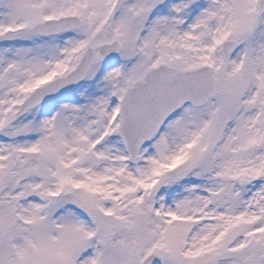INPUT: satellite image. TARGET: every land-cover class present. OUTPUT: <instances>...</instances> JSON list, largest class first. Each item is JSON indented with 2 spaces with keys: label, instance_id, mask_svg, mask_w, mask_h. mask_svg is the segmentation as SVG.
<instances>
[{
  "label": "snow or ice",
  "instance_id": "1",
  "mask_svg": "<svg viewBox=\"0 0 264 264\" xmlns=\"http://www.w3.org/2000/svg\"><path fill=\"white\" fill-rule=\"evenodd\" d=\"M0 264H264V0H0Z\"/></svg>",
  "mask_w": 264,
  "mask_h": 264
}]
</instances>
